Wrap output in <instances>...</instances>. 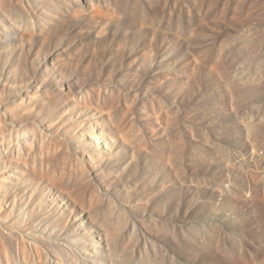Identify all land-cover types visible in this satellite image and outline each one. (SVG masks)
I'll return each mask as SVG.
<instances>
[{"label":"rangeland","instance_id":"1","mask_svg":"<svg viewBox=\"0 0 264 264\" xmlns=\"http://www.w3.org/2000/svg\"><path fill=\"white\" fill-rule=\"evenodd\" d=\"M0 264H264V0H0Z\"/></svg>","mask_w":264,"mask_h":264}]
</instances>
